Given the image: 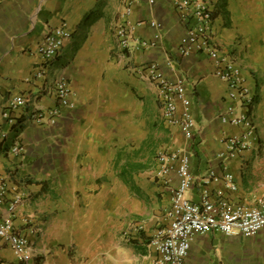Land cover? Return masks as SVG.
<instances>
[{
    "label": "crops",
    "instance_id": "0c3cea01",
    "mask_svg": "<svg viewBox=\"0 0 264 264\" xmlns=\"http://www.w3.org/2000/svg\"><path fill=\"white\" fill-rule=\"evenodd\" d=\"M205 1L212 9L213 43L240 67L254 98L247 110L256 126L252 146L226 160L217 156L225 153L224 138L241 131L219 118L227 106V84L215 75L209 56L179 54L195 20H182L173 0H0V113L15 94L29 100L18 124L3 126L0 183L6 192L0 216L7 214L14 194H21L13 223L31 250V258L22 261L0 243V264H66L71 235L93 232L95 218L107 235L101 264H153L149 240L166 225L170 189L178 176L173 169L166 182L160 180L157 158L149 180L140 179V164H126L125 156L139 150L149 133L150 139H164L161 150L190 154L194 181L186 195L191 201L198 202L205 189L212 198L221 190L234 205L264 198V0ZM123 22L132 28L128 50L119 46L115 33ZM61 23L71 36L43 76L36 77L43 64L37 45ZM150 62L166 78L184 84L195 120L190 140L164 120L156 86L139 72ZM60 76L75 92L68 107H60L50 89ZM51 107L59 109L53 123L32 120L35 110ZM15 143L23 147L21 153L10 152ZM225 170L233 175L235 191L202 180ZM147 185L148 196L141 191ZM112 203L118 204L113 216ZM122 228L125 237L117 239ZM185 262L264 264V227L251 237L195 234Z\"/></svg>",
    "mask_w": 264,
    "mask_h": 264
},
{
    "label": "built area",
    "instance_id": "2783aa9c",
    "mask_svg": "<svg viewBox=\"0 0 264 264\" xmlns=\"http://www.w3.org/2000/svg\"><path fill=\"white\" fill-rule=\"evenodd\" d=\"M173 8L182 20L188 18L195 20L194 25L187 29L186 41L178 47L179 54L187 56L192 53H202L209 56L215 64V75L227 84V106L220 113L219 118L222 123L237 126L241 131L239 134L224 138L225 153L217 156L223 160L233 158L250 148L255 139L256 126L247 112L254 100L253 92L245 84L237 63L229 56L221 54L212 41L210 4L205 0H173ZM129 11L130 6H127L125 13ZM149 24L154 25V22ZM131 31L128 22L120 23L116 27L119 46L124 50L130 47ZM70 36L71 31L66 23H61L46 32L37 45V53L43 59V64L34 73L36 77L43 76L46 65L57 56L64 41ZM139 72L156 86L164 120L177 127L184 137L190 140L193 136L195 120L190 112V99L186 95L184 84L166 78L153 62L142 66ZM50 89L60 107H68L74 103L75 92L65 77L56 78ZM28 102V98L20 93L10 98L7 106L0 113V140H3L7 133L3 126L12 127L18 124ZM177 102L182 105L180 113L177 112ZM58 113V107L38 109L34 111L32 120L50 124ZM22 150L20 143H15L10 148V152L16 154L21 153ZM189 159V153L181 154L178 149L161 150L157 154L156 176L166 182L171 171L175 169L178 180L170 189V202L165 210L166 225L158 229L149 240V246L156 254L153 264H186L185 258L191 238L195 234L217 231L227 236L251 237L264 227V198H260L256 204L250 206L234 205L223 197L221 190H217L216 196L212 198L205 189L198 202L188 199L186 194L194 181ZM202 180L205 184L211 181L222 182L224 187L231 191L237 189L233 175L228 170L220 175L211 174ZM5 192L6 184L1 182L0 202ZM21 201V194H14L8 204L7 214L0 216V243L10 247L18 259L28 261L31 258L29 240L15 228L13 223V212Z\"/></svg>",
    "mask_w": 264,
    "mask_h": 264
},
{
    "label": "rangeland",
    "instance_id": "374dc122",
    "mask_svg": "<svg viewBox=\"0 0 264 264\" xmlns=\"http://www.w3.org/2000/svg\"><path fill=\"white\" fill-rule=\"evenodd\" d=\"M264 13V10H263ZM261 40L264 44V33L261 37ZM252 50L249 47V54L252 53ZM257 52V51H256ZM255 52V53H256ZM254 55V57H259ZM259 62L261 63V58H258ZM264 60V59H262ZM152 137V133H149L145 139H143L141 143V148L138 150H135V148L131 149L130 152L125 156L126 164L128 163V160H130L133 164H140L141 168L144 169V171H140L141 176L140 179L142 180H149V169L153 168L152 163L153 159L157 158L156 155L161 151L160 147L163 145L161 144V137L158 136L156 140L150 139ZM164 142V139L163 141ZM156 147V148H155ZM159 147V148H158ZM156 149L158 150L156 152ZM154 151L152 153L151 151ZM129 161V162H130ZM131 164V163H129ZM152 170V169H151ZM134 173V172H133ZM142 193L146 196L150 193V186H144L141 189ZM118 206L117 203L110 204L111 209V216H113L112 209L116 208ZM94 228L93 232H80L75 235H71L72 239V246L69 253V262L72 264H101L102 256L106 255L107 253V240L106 236H103L101 234V231L103 228L100 227L98 224L99 222L95 218L93 220ZM101 224V223H100ZM127 229L124 230L122 228L119 229L116 233L117 239L123 235L124 232ZM109 235V234H108ZM110 237V236H109ZM125 237V236H124ZM112 239V238H111Z\"/></svg>",
    "mask_w": 264,
    "mask_h": 264
}]
</instances>
